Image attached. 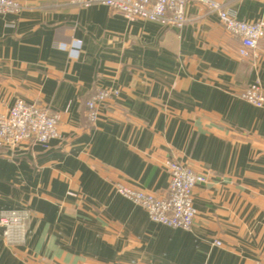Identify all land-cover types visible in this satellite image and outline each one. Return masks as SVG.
Instances as JSON below:
<instances>
[{
    "label": "crops",
    "instance_id": "obj_1",
    "mask_svg": "<svg viewBox=\"0 0 264 264\" xmlns=\"http://www.w3.org/2000/svg\"><path fill=\"white\" fill-rule=\"evenodd\" d=\"M0 15V113L17 99L58 116L47 148L0 150V212L27 210L19 246L0 264L264 262V37L250 57L201 0L181 29L72 0H17ZM237 20H264V0H217ZM117 89L90 127L85 102ZM172 159L208 178L193 190L189 231L151 222L115 192L167 191ZM219 242L220 245H216Z\"/></svg>",
    "mask_w": 264,
    "mask_h": 264
},
{
    "label": "built area",
    "instance_id": "obj_2",
    "mask_svg": "<svg viewBox=\"0 0 264 264\" xmlns=\"http://www.w3.org/2000/svg\"><path fill=\"white\" fill-rule=\"evenodd\" d=\"M74 4L87 8L99 4L126 19H141L164 27L181 29L185 24V7L189 0H72ZM205 11L214 15L225 31L240 42L238 54L250 57L264 37V20L245 22L237 20L217 0H201ZM21 10L17 0H0V15L13 14ZM117 89L102 88L94 92L85 102V121L88 126L96 124L100 108L109 100L118 97ZM239 98L256 108H264V90L255 82L247 86ZM60 139L58 116L39 104L17 99L6 114L0 113V150L14 151L27 144L29 147L47 148L52 140ZM169 175L167 191L163 195L136 190L121 184L115 192L125 200L142 208L149 220L173 229L189 231L193 225L196 209L193 205V190L206 184L208 178L192 168L172 159L164 162ZM27 210L0 212V236L8 246H19L28 236ZM220 245L219 242H215ZM264 264V262H255Z\"/></svg>",
    "mask_w": 264,
    "mask_h": 264
}]
</instances>
